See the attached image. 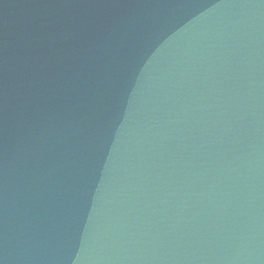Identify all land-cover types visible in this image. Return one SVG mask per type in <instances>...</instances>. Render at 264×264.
<instances>
[{
  "label": "water",
  "instance_id": "obj_1",
  "mask_svg": "<svg viewBox=\"0 0 264 264\" xmlns=\"http://www.w3.org/2000/svg\"><path fill=\"white\" fill-rule=\"evenodd\" d=\"M0 264H264V0H0Z\"/></svg>",
  "mask_w": 264,
  "mask_h": 264
}]
</instances>
